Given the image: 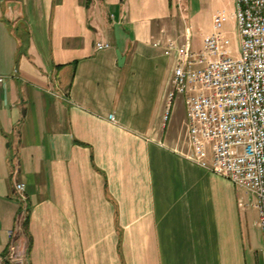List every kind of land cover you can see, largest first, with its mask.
Listing matches in <instances>:
<instances>
[{"label": "crops", "instance_id": "obj_1", "mask_svg": "<svg viewBox=\"0 0 264 264\" xmlns=\"http://www.w3.org/2000/svg\"><path fill=\"white\" fill-rule=\"evenodd\" d=\"M187 10L0 0V264L16 247L25 264H262L254 197L186 157L168 104Z\"/></svg>", "mask_w": 264, "mask_h": 264}, {"label": "built area", "instance_id": "obj_2", "mask_svg": "<svg viewBox=\"0 0 264 264\" xmlns=\"http://www.w3.org/2000/svg\"><path fill=\"white\" fill-rule=\"evenodd\" d=\"M233 2L240 38L236 54L222 30L224 12L215 15L213 30L198 50L188 28L181 44L167 40L164 53L174 56L167 100L183 99L190 146L186 157L254 197L264 264V0ZM107 47L108 42H96L98 49ZM15 188L23 197L24 183ZM7 234L15 236L13 229ZM6 262L25 264L17 247Z\"/></svg>", "mask_w": 264, "mask_h": 264}, {"label": "rangeland", "instance_id": "obj_3", "mask_svg": "<svg viewBox=\"0 0 264 264\" xmlns=\"http://www.w3.org/2000/svg\"><path fill=\"white\" fill-rule=\"evenodd\" d=\"M234 7L233 0H189V10L182 17L180 28L189 27L192 40L198 41L212 32L215 15L224 12L226 19L222 30L230 39L231 52L236 54L240 38L232 16Z\"/></svg>", "mask_w": 264, "mask_h": 264}, {"label": "trees", "instance_id": "obj_4", "mask_svg": "<svg viewBox=\"0 0 264 264\" xmlns=\"http://www.w3.org/2000/svg\"><path fill=\"white\" fill-rule=\"evenodd\" d=\"M5 264H9L8 262H5Z\"/></svg>", "mask_w": 264, "mask_h": 264}]
</instances>
